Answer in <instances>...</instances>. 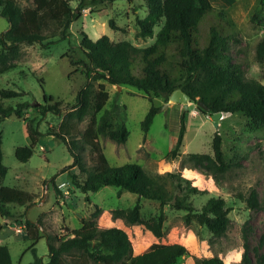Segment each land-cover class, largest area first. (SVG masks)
Listing matches in <instances>:
<instances>
[{
  "label": "rangeland",
  "instance_id": "obj_1",
  "mask_svg": "<svg viewBox=\"0 0 264 264\" xmlns=\"http://www.w3.org/2000/svg\"><path fill=\"white\" fill-rule=\"evenodd\" d=\"M19 1L23 5L28 3L27 0ZM80 1L70 0L77 16L68 37L55 42L23 43L22 54L14 61L15 66L0 76V88L21 91L15 97L0 96V103L4 106L25 100L31 103L22 116L12 114L0 121L3 163L8 167L4 183L35 196L30 206L10 204L12 216L0 213V244L8 246L13 263L32 264L35 256L33 245L46 263L49 260L47 235H63L66 227L79 228L82 219L90 217L97 204L102 208L98 225L126 230L135 254L144 252L154 242H178L184 244L188 252L175 264H197L215 255L221 257L225 264H237L247 245L252 264H261V256L264 255V128H250L248 118L241 112H223L219 119H214L200 111L196 102L190 99V105L185 109L182 102L171 100L172 92L150 100L135 86L126 84L118 89L115 84L104 81L109 91L105 107L117 99L123 106L129 130L128 139L122 143L100 135L109 162L118 165L138 163L170 190H174V185L168 173L180 172L205 191L192 197L197 207L212 195L222 196L230 207V222L222 235H215L196 220L187 223L183 210L165 205L166 232L157 237L141 224H129L124 218L114 216V209L132 206L138 194L128 190L119 193V188L113 185L83 192L72 184L67 171L62 172L63 167L73 163V157L64 141L45 131L51 125H59L62 114L75 102L77 90L86 84L83 65L70 62V58L76 61L86 59L80 48L83 31L93 39L107 34L112 39L125 40L131 56V70L139 76L144 74L146 65L143 47L151 44L157 34L158 48L150 58L161 53L165 55L159 68L172 83L187 87L198 78L185 67L186 47L179 40L178 32L159 25L153 37L138 36L136 16L145 17L148 13L144 0H96V3L86 0L88 3L85 5ZM210 1L212 9L203 16L194 33L195 46L202 48L207 45L210 28L216 26L229 37V53L241 64L243 75L264 83V60L256 56L257 44L264 37V0ZM134 3L139 5L137 9ZM112 17L125 27V31L110 27L109 19ZM9 26L8 19L0 15V34ZM41 78L44 79L45 91L52 94L55 101H62L61 114H41L40 105L45 102ZM151 103L161 108L145 133L142 120ZM182 113L185 114L187 131L179 153L172 156L170 152L176 145ZM30 118L35 119L34 124L42 134L33 155L29 160L21 161L16 157V148L30 143L26 129V121ZM89 120V117L84 119L80 127L84 128ZM216 132L223 137L225 159L231 167L225 173L213 175L190 162L188 154L212 153ZM252 189H256L260 201L257 208L249 207L246 200ZM86 196L91 200L88 201ZM141 205V213L146 218L158 214L161 209L160 201L144 197H141ZM19 227L22 229L20 232L17 230Z\"/></svg>",
  "mask_w": 264,
  "mask_h": 264
},
{
  "label": "trees",
  "instance_id": "obj_2",
  "mask_svg": "<svg viewBox=\"0 0 264 264\" xmlns=\"http://www.w3.org/2000/svg\"><path fill=\"white\" fill-rule=\"evenodd\" d=\"M0 0V15L10 22L8 29L0 34V76L15 66L14 61L22 54L23 43L43 42L44 40L64 39L70 34L69 29L75 17L76 9L70 0ZM81 5L88 2L81 0ZM93 0L91 3H96ZM148 13L145 17L136 16L138 36L153 37L156 27L179 33V40L186 47V69L198 76L194 84H173L159 65L164 61L163 53L150 58L158 48L157 34L151 44L143 47L146 65L142 76L131 70V56L125 40L110 38L107 34L97 39L82 32L80 48L86 59L76 61L70 58L72 65L82 64L86 84L76 92L75 102L69 105L68 111L62 114L58 126H49L45 133L54 135L64 141L73 157V163L62 168L67 171L72 184L83 192L97 191L104 185H113L123 190L138 194L136 202L127 208L113 210L114 216L122 217L129 224H141L155 236L165 234V205L185 212L183 218L187 223L196 220L206 226L215 235L226 232L230 222L225 198L212 195L199 207L195 206L192 197L202 195L205 191L180 172H169L168 177L174 190L165 187L138 163L111 164L104 152L100 135L122 143L128 139L129 130L125 124L123 106L114 99L109 107V91L104 81L115 85H132L150 97H160L165 93L181 89L190 100H202L209 107L208 111L200 108L204 114L216 112H241L248 118L252 129L264 128V83L253 78H246L242 66L229 53V37L212 25L207 45L195 46L194 33L203 16L212 9L210 0H144ZM137 9L139 5L134 3ZM135 9V10H136ZM112 29L125 31L112 17L109 19ZM157 33V32H156ZM57 38V39H54ZM256 56L264 60V37L258 42ZM98 80H102L96 84ZM44 89V79H40ZM21 91L14 88H0L3 98L15 97ZM44 103L41 114L47 112L61 114L62 101H55L52 94L44 89ZM30 101H20L16 105L4 106L0 103V121L9 115L22 116ZM160 106H151L142 120V128L147 133L160 111ZM90 118L88 124L80 123ZM34 118L26 121L30 139L28 145L16 148V157L27 161L34 153L42 131L34 124ZM187 131L185 114L180 117V128L176 145L170 152L172 156L179 153ZM212 153H189L188 160L196 167L204 168L213 175L227 172L231 164L225 159L223 137L216 132L212 141ZM8 167L3 163L2 136L0 135V213L12 216L10 204L30 206L34 194L24 189L4 183ZM54 180V177L52 178ZM61 190V188H59ZM141 197L158 200L161 209L158 214L146 218L142 215ZM87 200L91 199L86 196ZM248 206H260L256 189L247 197ZM102 208L97 204L95 211L88 218L82 219L79 228L66 227L63 235L48 234L49 260L45 263L32 246L34 260L32 264H175L188 252L187 247L178 242H154L142 253L135 254L132 241L121 227H100L97 219ZM30 222V220H28ZM40 238V236L38 237ZM264 264V255L261 256ZM0 264H14L8 246L0 244ZM197 264H225L215 255L204 258ZM237 264H252L249 248L244 247L243 256Z\"/></svg>",
  "mask_w": 264,
  "mask_h": 264
},
{
  "label": "water",
  "instance_id": "obj_3",
  "mask_svg": "<svg viewBox=\"0 0 264 264\" xmlns=\"http://www.w3.org/2000/svg\"><path fill=\"white\" fill-rule=\"evenodd\" d=\"M118 87V89L121 88V85H116ZM171 100H174L176 102H182L185 109H187L190 105V101H189V97L181 90V89H176L171 93ZM168 104V103H167ZM197 106H199L200 108L204 109L205 111L209 110V107L205 104L204 101L202 100H198L196 102ZM223 112H216L212 115V117L214 119H219L222 116ZM216 125H219V123L216 122Z\"/></svg>",
  "mask_w": 264,
  "mask_h": 264
},
{
  "label": "built area",
  "instance_id": "obj_4",
  "mask_svg": "<svg viewBox=\"0 0 264 264\" xmlns=\"http://www.w3.org/2000/svg\"><path fill=\"white\" fill-rule=\"evenodd\" d=\"M17 230H18L19 232L22 231L21 227L17 228Z\"/></svg>",
  "mask_w": 264,
  "mask_h": 264
}]
</instances>
